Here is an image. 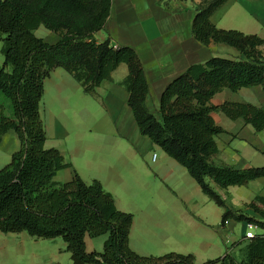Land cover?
Returning <instances> with one entry per match:
<instances>
[{
  "label": "trees",
  "instance_id": "trees-1",
  "mask_svg": "<svg viewBox=\"0 0 264 264\" xmlns=\"http://www.w3.org/2000/svg\"><path fill=\"white\" fill-rule=\"evenodd\" d=\"M159 1L170 7L169 0ZM228 1L200 0L192 33L204 45L234 46L244 58L213 56L189 66L165 87L159 119L147 106L149 85L136 50L115 44L109 37L104 41L94 37L110 16L112 0H0L5 58L0 67V93L11 109V115L0 111V143L12 129L21 143L11 161L0 169L1 231H26L36 238L61 237L71 252L72 264H236L228 254L197 263L192 253L146 256L135 252L130 247L134 215L120 210L99 180L87 183L78 172L67 182L54 179L71 164L58 149L45 147L46 129L40 112L44 81L55 68H64L85 92L95 93L120 64H127L125 85L140 132L185 166L203 192L224 209L222 225L234 219L264 228V196H256L247 205L261 216L256 218L228 207L216 189L248 185L264 176V166L238 169L213 160L219 152L216 136L224 131L215 122L213 110L232 119L243 118L257 131L264 129V107L244 102L210 103L224 88L238 91L261 85L264 89V39L220 28L211 19ZM40 25L60 39L52 44L37 36L35 30ZM104 234L108 238L103 251H88L86 237ZM248 240L240 264H264V237L258 234Z\"/></svg>",
  "mask_w": 264,
  "mask_h": 264
},
{
  "label": "crops",
  "instance_id": "crops-1",
  "mask_svg": "<svg viewBox=\"0 0 264 264\" xmlns=\"http://www.w3.org/2000/svg\"><path fill=\"white\" fill-rule=\"evenodd\" d=\"M169 2L168 8L159 0H112L104 28L94 34L97 41L109 37L115 44L136 50L149 85L147 106L159 119L165 87L189 66L213 56L244 58L234 46L204 45L194 37L192 21L200 0ZM211 19L220 28L238 29L264 39V0H229ZM35 33L52 44L60 39L44 25ZM128 73L127 64H120L95 93L85 92L62 67L45 79L40 102L45 147L58 149L71 164L59 170L54 179L67 182L78 172L87 183L99 180L120 210L133 213L130 247L140 255L192 253L196 262L202 263L228 254L236 264L241 263L249 242L245 237L249 223L238 226V221L230 219L222 225L224 209L203 192L185 166L140 132L129 105L125 85ZM227 101L264 107V89L261 85L238 91L224 88L210 103L219 106ZM2 108L0 105V111ZM212 116L224 129L216 136V164L238 169L264 166V129L257 131L243 118L232 119L220 110H213ZM12 131L3 136L0 151L20 141ZM154 152L158 154L156 160ZM216 189L231 209L261 218L247 205L256 196H264V176L248 185ZM255 231L259 233L260 228ZM104 235L87 236V250H101L108 238ZM66 247L61 237L36 238L26 231L0 230V264H72Z\"/></svg>",
  "mask_w": 264,
  "mask_h": 264
},
{
  "label": "rangeland",
  "instance_id": "rangeland-1",
  "mask_svg": "<svg viewBox=\"0 0 264 264\" xmlns=\"http://www.w3.org/2000/svg\"><path fill=\"white\" fill-rule=\"evenodd\" d=\"M2 44L3 42L0 40V66H2L4 63V55L1 51ZM0 105L3 106L1 111H3L5 114L11 115V109L9 108V100L1 93H0ZM12 132L13 134H15L14 131ZM19 148H20V141H15L11 144H8V146H6L0 151V169L3 168L5 165H7L11 161L13 153ZM237 225L240 226L241 221H238ZM236 232L239 234L240 231L238 228L236 229ZM103 249L104 247L102 246L101 250H97V251H103Z\"/></svg>",
  "mask_w": 264,
  "mask_h": 264
},
{
  "label": "built area",
  "instance_id": "built-area-1",
  "mask_svg": "<svg viewBox=\"0 0 264 264\" xmlns=\"http://www.w3.org/2000/svg\"><path fill=\"white\" fill-rule=\"evenodd\" d=\"M157 156H158L157 152H154L153 153V160H156ZM248 228H249V230L245 234V237L247 239L248 238H252V237H254V236L258 235V234H260L261 236L264 237V228H260L257 225L252 224V223L248 224ZM257 228H260V232L259 233L255 231Z\"/></svg>",
  "mask_w": 264,
  "mask_h": 264
}]
</instances>
